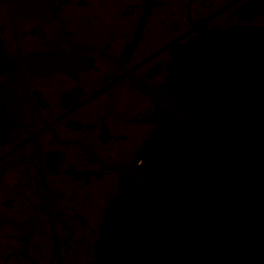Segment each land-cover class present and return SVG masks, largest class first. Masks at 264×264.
Returning a JSON list of instances; mask_svg holds the SVG:
<instances>
[{
    "label": "flooded vegetation",
    "instance_id": "flooded-vegetation-1",
    "mask_svg": "<svg viewBox=\"0 0 264 264\" xmlns=\"http://www.w3.org/2000/svg\"><path fill=\"white\" fill-rule=\"evenodd\" d=\"M213 27L264 28V0H0V264L92 260L164 47Z\"/></svg>",
    "mask_w": 264,
    "mask_h": 264
},
{
    "label": "water",
    "instance_id": "water-1",
    "mask_svg": "<svg viewBox=\"0 0 264 264\" xmlns=\"http://www.w3.org/2000/svg\"><path fill=\"white\" fill-rule=\"evenodd\" d=\"M176 41L88 264H264V28Z\"/></svg>",
    "mask_w": 264,
    "mask_h": 264
}]
</instances>
